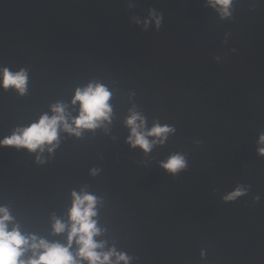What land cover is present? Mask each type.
Instances as JSON below:
<instances>
[{
    "label": "water",
    "instance_id": "1",
    "mask_svg": "<svg viewBox=\"0 0 264 264\" xmlns=\"http://www.w3.org/2000/svg\"><path fill=\"white\" fill-rule=\"evenodd\" d=\"M230 11L221 18L208 0H0V69L28 73L26 94L0 88V139L58 103L78 116L73 97L89 84L111 93V121L80 137L61 128L51 154L0 147V206L23 233L66 244L54 217L68 224L72 193L87 192L98 198L94 239L131 264H264V0ZM133 113L143 132L174 131L147 136L150 151L132 147ZM175 155L186 167L173 174L162 165ZM238 188L246 194L225 200Z\"/></svg>",
    "mask_w": 264,
    "mask_h": 264
},
{
    "label": "clouds",
    "instance_id": "2",
    "mask_svg": "<svg viewBox=\"0 0 264 264\" xmlns=\"http://www.w3.org/2000/svg\"><path fill=\"white\" fill-rule=\"evenodd\" d=\"M209 5L221 13V18L231 15L232 0H208ZM161 19H156L159 26ZM28 73L25 69L13 73L8 68L0 69V88L8 90L14 88L20 95L27 92ZM111 93L101 84H89L87 88L77 89L72 103H80L79 115L71 117L66 112V105H53V116L44 114L38 122L25 128H17L10 136L0 139V147H14L26 149L35 153L39 150L43 154L45 150L53 153L59 146V131L62 130L82 135V130H95L101 126L102 121H111L112 108L108 101ZM140 121L137 124V121ZM71 121V122H70ZM131 127L129 143L132 147L139 146L143 150L150 151L156 141L150 142L147 136L163 137L166 139L168 132L174 131L169 126H154L150 131L143 132V118L133 113L127 120ZM163 143V139L159 141ZM260 143L264 145V135L260 137ZM259 153L264 155V147L259 148ZM38 163L46 161L37 156ZM167 171L175 174L186 167L182 156L175 155L162 165ZM98 169H93L95 175ZM243 189H236L225 200L232 201L239 196L245 195ZM72 207L69 209V223L54 217L52 225L56 234L67 231V243L50 242L35 234H25L20 225L15 223V218L6 206H0V264H131V257L127 253L119 252L115 247L104 251L105 242H98L95 237L101 235L98 221L94 219L98 215V198L87 192L72 193ZM12 225L10 228L9 226ZM76 245L73 251V245ZM31 253V255H28ZM204 256V253H201Z\"/></svg>",
    "mask_w": 264,
    "mask_h": 264
}]
</instances>
